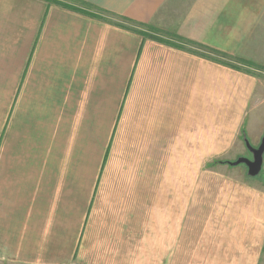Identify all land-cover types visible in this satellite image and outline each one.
<instances>
[{"label": "crops", "instance_id": "crops-1", "mask_svg": "<svg viewBox=\"0 0 264 264\" xmlns=\"http://www.w3.org/2000/svg\"><path fill=\"white\" fill-rule=\"evenodd\" d=\"M171 34L264 67V0H0V264H264V186L198 167L261 75Z\"/></svg>", "mask_w": 264, "mask_h": 264}, {"label": "rangeland", "instance_id": "rangeland-1", "mask_svg": "<svg viewBox=\"0 0 264 264\" xmlns=\"http://www.w3.org/2000/svg\"><path fill=\"white\" fill-rule=\"evenodd\" d=\"M101 15H102L101 17L105 16L107 18L113 19L115 23H117V24H119L121 26L130 28L129 23H127V21L122 18L124 16L109 17L110 15H107V14H104V13H101ZM125 18H127V17H125ZM127 19H129V18H127ZM132 21H135V20H132ZM135 22L136 23H140V22H137V21H135ZM140 24H142V25H150V24H144V23H140ZM136 25H134V26H136ZM151 26H153V25H151ZM141 27H143V26H139L138 25V26H136V29L144 30V28H141ZM154 27H156V26H154ZM157 29L159 31L156 32V33L159 34L160 33V29L159 28H157ZM193 47L205 51L208 56H211L212 59H214V61L222 62V63L231 65L233 67H238V68L242 67V66H246V67L248 66L250 68H254L257 72H259L258 76L261 75L260 76L261 77V81H260L261 84H260L259 88L260 87H262V88H260L261 89L260 93L264 92V67L253 66V64L250 61L245 60L243 58H239L237 56H230L229 54H226L227 57H225L224 55H221V54L215 52L214 50H211V48H209L207 50L205 48L206 46H202V45L197 46V45L194 44ZM218 52H220V51H218ZM220 53H223V52H220ZM239 59L245 60L246 63L243 64L242 62H240ZM234 65H237V66H234ZM256 96H258V94ZM254 100L256 101L255 97H254ZM259 106L261 107V109H260L261 115L249 116V118L247 119V123H246L247 124L246 125L247 131L246 132H242V128L244 129V127H242L241 131L239 133V136H241V135L243 136V133H245V135L247 134V136L250 138V140L249 139L248 140L251 143V145H253V146H255L260 141V139H261V137L263 135V132H264V100H263V102H261V105L259 104ZM250 120H251V123H250ZM239 139L237 137V140H236L235 144L233 142V144L229 148H226V149L215 148V156H214V158L213 159H208L206 161L207 163L203 164V163H201V161L203 159H199V164H198L199 171L204 170L205 168H208L209 170H213L215 172H217V171H221V172H225V171L238 172V171H240V173L247 172L246 166L244 164H238L237 165L238 167L236 169H226V167L221 166L219 163L215 162L216 160H226V159L233 160V159H236L239 156L251 157L250 153L246 149V146L243 145L244 141L239 140ZM217 144H218V142L217 143L215 142V145H217ZM211 164H214V166L213 165H212L213 167L210 166ZM227 167L231 168V167H236V166L234 165V166H227ZM249 177H251V176H249ZM251 178L253 180H255V182L257 181L256 183H258V184L260 183L262 186H264V153H263L262 168H261L260 172L256 176H253Z\"/></svg>", "mask_w": 264, "mask_h": 264}, {"label": "water", "instance_id": "water-1", "mask_svg": "<svg viewBox=\"0 0 264 264\" xmlns=\"http://www.w3.org/2000/svg\"><path fill=\"white\" fill-rule=\"evenodd\" d=\"M244 143L246 149L251 153V157L239 156L234 160H228L227 163L231 166L244 164L246 166L248 176H256L261 168L263 163V153H264V132L260 139L258 146H253L247 138H244Z\"/></svg>", "mask_w": 264, "mask_h": 264}, {"label": "trees", "instance_id": "trees-1", "mask_svg": "<svg viewBox=\"0 0 264 264\" xmlns=\"http://www.w3.org/2000/svg\"><path fill=\"white\" fill-rule=\"evenodd\" d=\"M124 20H126L127 21V23H129V26H130V28L131 29H133V30H135V31H137V32H139V33H141V34H143L144 36H150V37H157V35H155L156 34V32H158L159 30L156 28V27H154V26H151V25H142V24H140V23H136L135 21H132V20H130V19H127V18H125V17H122ZM137 24V25H136ZM134 25H136V26H143V27H141V28H144V30H140V29H136V26H134ZM169 37H170V39H172L173 41H170V40H166V41H168V42H170L171 44H173V45H175V46H179V47H186V46H188V45H193L194 46V44L195 45H197V46H200L198 43H195V42H193V41H189V40H187V39H184V38H182V37H180V36H177V35H174V34H171V35H168ZM207 50L209 49V47H205ZM211 50H214L215 52H217V53H219V54H221V55H224L225 57H227V55L225 54V53H220V52H218V50L216 51L215 49H212L211 48ZM207 55V54H206ZM208 56V55H207ZM208 57H210V58H212L211 56H208ZM240 60V62H242L243 64H245L246 63V61L245 60H243V59H239ZM248 65V64H247ZM234 66H237V65H234ZM216 163H227V160H216L215 161Z\"/></svg>", "mask_w": 264, "mask_h": 264}, {"label": "flooded vegetation", "instance_id": "flooded-vegetation-1", "mask_svg": "<svg viewBox=\"0 0 264 264\" xmlns=\"http://www.w3.org/2000/svg\"><path fill=\"white\" fill-rule=\"evenodd\" d=\"M260 143V141L255 145V146H258V144ZM248 151V150H247ZM249 152V151H248ZM250 153V152H249ZM250 155H251V153H250ZM248 158H250V157H248Z\"/></svg>", "mask_w": 264, "mask_h": 264}]
</instances>
